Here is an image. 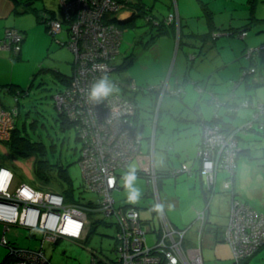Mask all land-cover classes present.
Instances as JSON below:
<instances>
[{"label":"built area","instance_id":"built-area-1","mask_svg":"<svg viewBox=\"0 0 264 264\" xmlns=\"http://www.w3.org/2000/svg\"><path fill=\"white\" fill-rule=\"evenodd\" d=\"M58 6L59 16H45L44 20L52 35L65 26L68 37L61 43L73 52V68L68 82L54 93L53 99L57 111L74 123L77 138L81 141L78 164L81 188L88 197L85 201L66 200L62 193L16 181L12 170L0 159V222L3 224L0 244L8 249L0 264H51L43 244L56 242L59 238L79 241L87 234L84 227L89 222V214L96 213L103 220L111 218L115 225V256L108 257L92 248L90 264H205L202 239L207 208L196 212L201 226L195 234L197 240L190 241L186 236L189 226H174L164 213L153 162L142 165L137 173L148 179L156 197L153 208L158 213L159 226L153 230L155 235L151 236L145 230L139 208L115 202L113 192L120 188L118 169L126 168L138 154L143 137L134 121L135 100L127 95L128 90L143 88L110 77L117 69L113 59L119 53L125 30L118 23L126 11L125 3L121 0H59ZM173 19L179 23L176 10L175 15L169 13L166 16V23ZM244 35L242 32L241 36ZM22 40L23 34L18 28L6 26L0 36V47L17 54ZM260 50H264V43L247 48L245 56L254 59ZM254 72L256 67L252 63L243 67L239 77L231 80L224 100L209 92V101L215 106L214 116L222 105L229 113L241 108L251 109L250 117L230 130H224L215 121L202 123L196 150L198 173L206 189L212 193L219 169L224 168L233 174L241 149L238 133L253 128L264 129V100L244 97L233 102L237 84ZM102 77H107L113 90L107 97L96 101L90 98L89 91ZM8 88L5 86L4 90L9 91ZM196 89L202 91V86L196 85ZM148 91H158L160 103L166 92L177 95L182 89L172 88L168 80H164L150 84ZM17 97L15 94V99ZM18 112L17 104L9 106L0 98L1 140L9 141ZM174 172L190 173L191 170L182 165ZM222 188L229 192V216L222 232L223 239L229 244L234 264H240L264 244V214L234 195L230 178L222 181ZM14 226L27 229L34 236L40 233L39 245L21 246L10 241L7 234ZM11 233L15 237L19 235L18 232Z\"/></svg>","mask_w":264,"mask_h":264},{"label":"rangeland","instance_id":"rangeland-1","mask_svg":"<svg viewBox=\"0 0 264 264\" xmlns=\"http://www.w3.org/2000/svg\"><path fill=\"white\" fill-rule=\"evenodd\" d=\"M29 3V10L20 13L10 12L6 17L3 18L6 24H14L18 28L26 29L23 31L25 39L22 40L21 50L19 57H16L14 52H11L8 48L0 47V98L4 102L13 106L18 104L19 118L18 127L22 131L28 133L34 140L41 141L44 143L45 153L44 158H47L50 163H60L67 167L69 174L73 180L74 185H78L81 181L80 169L78 166V158L80 155L81 141L76 136L75 128L72 126H62L60 117L57 109L54 105L53 95L55 91L62 87V79L53 73V70L57 69L67 75L72 72L73 52L62 41H65L68 37V33L65 26L58 31L56 34H51L48 29L45 28V22H42L38 17L41 15V11H54L55 15L59 16V0H26ZM147 4L153 6V13L162 15L167 13L165 7V0H145ZM214 19L223 21L228 19L232 15L227 10H219L218 5L222 4V0H213ZM35 10V11H34ZM175 11V10H174ZM193 17L190 20L191 27L195 31L203 32L208 28V24L204 23L205 14H197L196 11L192 12ZM175 15V14H174ZM259 15H264V5L261 7ZM42 16V15H41ZM130 15L123 14L122 21H125ZM143 16H136L134 25H129L125 28L122 36L119 53L113 59V63L117 64L118 69L111 73V77L122 82L127 83L130 81L135 84L136 87H142L137 91L128 90L127 95L134 97L135 101L140 107L141 117L145 120L144 130L142 131L143 138L141 139L140 150L138 154L127 164L126 168H120V180L119 184L121 188L115 190L113 195L115 202L119 204L122 197L129 199V201L137 206L140 213L149 215L151 223H144L146 231L154 236V228L159 226V216L157 211L153 208L156 203V197L153 193L152 187L148 184V179L139 175L137 171L140 166L145 164H152L150 161V154L147 151V136H151L153 133L152 120L156 116V110L160 107V123L168 124V117L165 112L166 100L158 103V99L155 101L154 92L148 91L150 84L159 83L164 80H168L169 83L174 82V77L177 75L179 78L183 77L184 74L196 75L195 65L201 66V57L196 56L194 61L190 60L186 56L184 50L188 47L180 48L175 52L173 46L176 45V38L172 36L171 56L169 62L160 58L159 53L161 48L165 52V43L160 44V41H156L154 46L143 45L139 41L140 36L149 29V24L145 23ZM177 24V22H176ZM176 26H179L177 24ZM178 31V30H177ZM178 37V32L176 33ZM166 38L161 40L166 42ZM264 40V31L261 35L250 36L249 41ZM242 39H232L233 47L242 51L244 44ZM245 47V51L248 47H252V44ZM226 49L228 52L231 51L229 45L226 43L220 50ZM132 51V58L127 63L126 51ZM190 50V49H189ZM229 53H225L224 58H229ZM129 55V54H128ZM220 55V54H219ZM18 56V55H17ZM220 57H222L220 55ZM233 57V55L231 56ZM241 57L240 59H242ZM247 59V58H246ZM203 60H206L203 58ZM191 65L192 70L188 69L187 66ZM215 62V60H213ZM236 61L223 66L218 69V72H223L224 79L228 80L232 77V73H236L237 67H234ZM126 63V64H125ZM125 64V65H124ZM238 63H236L237 65ZM230 65V66H229ZM207 67V63H204ZM187 69V73H186ZM201 67L197 68V73L200 72ZM172 72V73H171ZM202 73V71L200 72ZM219 77V76H218ZM217 81V80H216ZM216 83V82H215ZM223 83L224 82H220ZM223 84H213L216 89H222ZM6 85H12L4 91ZM186 93H184V101L188 104L193 105L194 100L197 99V90L192 85L191 81L185 82ZM243 84L236 87V93H243ZM27 92V93H25ZM246 96L252 94V98L264 99V83L257 84L254 87H250L246 91ZM15 94H17V100H15ZM198 109L201 112L203 118L210 119L214 114L212 106L202 98L198 102ZM249 115L251 114V109ZM219 113L222 109L219 108ZM247 112V111H246ZM241 111L239 112V116ZM141 121H139L140 124ZM236 125L241 124V118L235 117ZM158 131V130H157ZM248 136L250 132L246 133ZM254 135V132L251 136ZM146 136V137H144ZM260 145H263L264 149V136ZM254 143V142H253ZM252 146H254L252 144ZM257 150V148H252ZM259 151V150H257ZM261 162H264V152L256 154ZM157 164L160 162V154L158 149L155 153ZM0 159L1 163L9 167L14 173L17 180L24 181L33 186H37L41 189H54L58 186L61 188L62 182L56 174L55 170H52L51 180L49 184L40 181L35 172V157L34 156H22L14 153L8 141L0 139ZM187 167H190L191 160L185 162ZM184 164V165H185ZM241 164V165H240ZM240 170L243 171L241 176L237 175V186L243 189V192H247V184L254 183V187L251 190L254 192V201L256 206L261 205L260 197L256 192L257 185H259V178L257 174H249L246 176L245 171L248 169L247 163L244 164L238 160ZM129 169V171H127ZM238 170V167H237ZM260 170V169H257ZM125 171L126 174L123 173ZM239 171V172H241ZM225 171L219 170L217 175V187L220 188L219 183L223 173ZM127 176V178H126ZM131 177V179H129ZM198 186V181L195 183ZM192 178L186 172H180L175 175H166L160 177L158 183L159 197L164 206V213L170 219L171 223L176 227H186L193 220L195 203L193 198L188 196L191 192ZM215 192L214 196L209 201V217L207 219V227L216 232H204L202 240V250L204 259L207 264H234L231 252L227 249L228 244L223 239L222 226L227 221V203L225 198L221 195L220 190ZM216 190V189H215ZM173 198H176L178 202H170ZM196 200H200L196 197ZM199 207L203 206L204 203L197 204ZM254 206V207H256ZM208 210V206L205 207ZM91 217H98L97 214L91 215ZM144 217V216H143ZM99 219L101 216L98 217ZM145 218V217H144ZM147 218V217H146ZM108 221H112L108 218ZM95 230L89 235L88 238L79 239V242L69 238H59L56 242L46 241L43 244L44 250L51 264H90L91 263V250H102L110 257L115 256L114 252V240L116 228L114 224L108 225L104 221H98L95 225ZM222 229V230H221ZM2 224H0V236H1ZM25 232H20L19 236L16 237L15 242L21 246L35 247L39 245L40 233H36L35 236L28 235L27 229H23ZM192 227L187 231V238L190 241H196L195 232H191ZM81 240V241H80ZM8 249L6 246L0 244V263L4 260Z\"/></svg>","mask_w":264,"mask_h":264},{"label":"crops","instance_id":"crops-1","mask_svg":"<svg viewBox=\"0 0 264 264\" xmlns=\"http://www.w3.org/2000/svg\"><path fill=\"white\" fill-rule=\"evenodd\" d=\"M200 1L202 3L201 5L198 3V0H165V7H166L167 11L170 8H173L174 10L177 11V14L178 13L180 14L182 20L185 22L184 26H182V32L189 33L190 39L192 38V35H193L192 33H194L193 31H191L192 28H190V26L194 27L190 23V20L193 17L192 12L196 11L197 14L201 13L202 19H204L203 18V12L204 11H203L202 7H208L207 9H204L205 11L207 10V12L208 11H210V12L215 11V8H213V3H214L213 0H200ZM27 3H24V4L26 5ZM263 5H264V0H222V4L218 5V9L219 10H227L232 15H230L231 17H229L228 19L226 18L223 21H221V20L217 21L215 19L214 20L216 21L217 25H221V26L229 25V24H231L232 26L242 25L247 21L246 16L248 15V8L249 7H251V8L253 7L252 8L253 11L257 15H259V13L261 12V7ZM15 8H16V3L14 2V0H0V35L2 34L5 26L14 25V24H6L5 21L3 20V18L6 17L7 14H9L10 12L15 13ZM43 12L49 13L52 11H48V9H47V11H43ZM124 14L130 15L129 10H126L124 12ZM259 16L264 17V15H259ZM204 23H207V21L205 19H204ZM207 24H208V28L206 29V31H208V29L210 28V24L209 23H207ZM206 31L204 30L203 32H206ZM263 31L264 30H262V32ZM195 32H200V31H195ZM248 33H250V32H248ZM248 33H247V38H245L246 41H244V40L242 41V44H244L242 51H239V48L241 45H239L238 49L235 50L231 40L232 39H242V38L244 39V36L243 37L235 36V37H237V38H235L234 36H229V35L226 36V35H222L221 33H219V36L216 38V40L214 42L211 41V42L204 43V45L202 47V51H203L202 55H197V56L201 57V59H202L201 66H200V64L194 66V68L196 67V69L201 67L200 72L202 71V73H200V72L197 73L198 70L195 69V72H196L195 76L194 75H188L187 76L186 74H184L183 77L179 78L176 75L174 77L173 83H183V85H184L183 94L180 97L181 101H179L178 103H174L172 105L166 101V107L167 108L165 110L170 114L171 112L175 111L176 109L183 110L184 108L187 107V105L188 106L191 105V104L186 103L183 99L184 93H186V88H187V86H185V82L191 81V83L194 87H195V83L200 84L202 86V91H198L196 89L198 95H197V99L194 100L193 105H195L198 108L199 100L204 98L208 102V104H210L212 106V109L214 112L215 106L213 103H211L209 101V98H208L209 92L210 91L214 92L220 99L224 100L227 93H228V90H229L228 80L223 78L224 77L223 72H218V69L223 67V66L224 67L228 66V64H230L234 61H236L234 63V67H237L236 68L237 72L235 74L232 73V75H231L232 77H230V78H235V77L239 76L240 72H241V68L244 66H247L249 63L254 64L256 67V72L247 74V76L243 80H241L237 84V86L243 84L244 89H246V91H247V90H249L250 87H254L257 84H263L264 83V51L260 50L261 52L254 59H248V58L246 59V57L244 55L245 53H243V52H244L245 47L249 46L248 44H252V47L253 46L258 47L260 44L264 43V40H256L254 42L249 41V37L251 35L248 36ZM261 33H260V35H261ZM256 35H259V34H256ZM253 36H254V34H252V37ZM166 37L168 38V39H166V42L161 40L162 38H166ZM171 37H172L171 34L170 35H164V36H160L157 40V41H160L159 42L160 44L165 43V45H166L165 46L166 51L164 52L163 49L161 48V52H163L164 54L162 55V53H159V56H160V58L163 57V60L167 61V64L169 62V59L171 56V51H172L171 50L172 41L170 39ZM24 39H25V36H24ZM154 42H156V40ZM153 43H152V46L156 47V45H154ZM212 43H214V44H212ZM226 43L229 45V48L231 49L230 52H228L226 49L220 50V47H223ZM196 44H200V46H201L203 43L200 42V39H196ZM182 46H183V48L188 47V49L185 48V50H184L186 56H187L188 51H193L196 49V47H191L185 43H180V45L178 46L177 40H176V45L173 46V49L175 48V52H177L180 48H182ZM226 52L229 53L228 54L229 58H227V59L224 58V55ZM124 53L128 54L126 51H124ZM219 54L222 57H220ZM232 55H233V57H231ZM190 57H193V55H191ZM241 57H243V58L240 59ZM203 58L206 60H203ZM194 59L195 58L193 57L190 60H193V62H195ZM213 60H215V62H213ZM128 61H127V63H128ZM193 62L192 63L190 62L191 64H189L190 70L194 69L191 67ZM204 63H207V67L204 66ZM236 63H238V64L236 65ZM53 73L55 75L59 76V78L66 75L65 73H63L57 69L53 70ZM68 76H70V75H68ZM220 82H224V84L220 83ZM65 83L66 82L62 81V86ZM169 84L172 86V83H169ZM213 84L214 85L215 84H223V86L221 87L222 89H219V90L216 89ZM236 87H235V94L241 95V94L246 93V91L245 92L243 91V93H236ZM251 96H253V95L251 94ZM258 100H260V99H258ZM220 109H222L221 113L224 114V118H225V119H223L224 121H226V122L227 121H231V122L235 121V118L231 119L229 117L230 115H228V113L224 112L225 105L220 106ZM246 109L247 108L239 109L238 112L236 113V116H235L238 118L240 117L242 123L247 118L250 117L249 116V110H246ZM240 111H241V115L239 116ZM199 114L201 115L200 116L201 118L198 121H196V120L191 121L190 120L192 123H190V122L184 123V121H181L182 124H181V122L177 126L173 124L174 127H172V125L170 124V121L175 120V119L168 120V122H167L168 124L165 127L164 134H162V133L160 134L162 136L156 135V132L159 129V127L156 128L158 126V123L163 124V123H160V116H159L158 118H155L154 122L152 120L151 124L154 126L153 127V133L150 137L147 136L148 137V139H147V141H148L147 142V151H149L150 161L153 162L156 170L166 172V171L172 169L173 167H180V166L184 165L186 161L191 160V164L189 165L191 172L187 173V174L189 175V177L192 178V187H191V192L188 194V196L193 198L192 202L195 204L196 203L200 204L202 202L204 203V205L201 207H199V205H197V204L195 205L193 220L189 224H187V226H189V228L192 227L191 232H195V234L201 226V221L198 220L196 212L204 209L207 206H208V210H207V216H206V220H205L206 223H204L205 226H204L203 232H216V231L211 230L207 227V219L209 217V201L214 196V194L218 188L217 187V180H216L215 186H214V190L216 189L215 192L212 193L211 191L207 190L205 187V184L202 182V177L198 173L199 162H198V159L196 156L197 144H198L199 139L201 137L202 123L204 121L209 120V119L203 118L201 112H199ZM177 118H179V117H177ZM227 119H229V120H227ZM188 123H190V124H188ZM234 125H236V123H234ZM170 128H172V129L175 128L176 129L175 133H170L169 132ZM139 129L141 131H143L144 126H141V124H139ZM259 130H260L259 128H253V129H250L247 132L241 134L240 136H238L241 149H240L239 154L237 156L236 165H235V168H234V171L232 174L233 176L230 179V183H231L232 189L236 193V195L240 196L243 200H246V202L253 209L264 214V162H261L260 159L256 155L260 152H264V149L260 150L261 148H263V145H260V144L262 141L261 136H264V129L260 130V131ZM171 132H174V130H172ZM248 132H250L249 136L246 134ZM253 132H254V135L251 136ZM144 137H146V136H144ZM252 144L254 146H252ZM252 148H257V150H259V151H257V150L255 151ZM157 149H158L159 154H160V159H159L160 162L158 164L156 162V157H155V153H156ZM238 160H240L244 164L247 163L248 169H247V171H245L246 176H249V174L252 172V174H257V177L259 178V185H257V189H259V190L256 192L257 193L256 196L258 195L260 197V201H261V205L259 207L254 204V201H256L257 199L254 198V194H253L254 192L251 190L254 187L253 182H251L252 188H251V184H249V182H248L247 192H245V193L243 192V189L241 187L237 186V183H236L237 175L241 176V174L243 172L240 170L241 164L238 165ZM237 167H238V170H237ZM257 169H260V170H257ZM127 171H129V169H127ZM239 171H241V172H239ZM123 173L126 174L127 172L125 173V171H123ZM224 176H225V172L223 173V176L221 178L222 181L225 180V178H223ZM80 177H81V174H80ZM126 178H127V176H126ZM119 180H120V176L118 177V181ZM16 181H19V180L16 179ZM196 181H198V186L195 185ZM222 181H220L221 183H219L220 188H218V190H220L221 195L225 198V201L227 203V211H228L227 221H228L229 193L222 188ZM45 184H49V182L45 183ZM60 186H62V187L58 188V186H57L56 188H54V191L62 193L63 195L65 194L67 189L70 186H72L73 189H71V194H70L72 196V198H69L68 196L65 197L68 200H72L74 198L77 200L79 199L80 201H85V199L88 197V193L84 192L81 188V181L76 186L74 185L73 180H71L69 185H68V183H65L64 185H60ZM119 189H117V190H119ZM51 190H53V189H51ZM197 196L199 197L200 200H196ZM121 200H122V203H121V201H119L121 204H124V203L125 204H128V203L132 204L129 201V199H126L125 197H122ZM174 201L178 202L176 198H173L172 200H170V202H174ZM254 206H256V207H254ZM140 214H141L142 218L145 217L144 219L147 220L146 217L148 218L149 215H144L142 213H140ZM91 215H95V214H89V220H88L89 222L84 227V231H86V232L88 231V229L90 230V228H91L90 227ZM98 217H99V215H98ZM98 217H96V218H98ZM168 220L170 221L169 218H168ZM104 221L108 223V220H104ZM227 221L222 226L223 229L226 226ZM0 224H2V223L0 222ZM108 225H110V224H108ZM189 228H188V230H189ZM2 230H3V224H2ZM2 230H1V232H2ZM11 232L20 233V232H25V231L23 230V228H20V227H16V226L11 227V230L9 231V233L7 235H8V238L10 241H13L14 243H16L15 242L16 237ZM20 234H22V233H20ZM28 235H33V234L28 231ZM27 246H29V245H27ZM227 247H228L227 249L230 250L229 244ZM229 252H231V250ZM6 256H7V254H6ZM205 264H207L206 261H205ZM240 264H264V245L261 246L252 255L244 258L240 262Z\"/></svg>","mask_w":264,"mask_h":264},{"label":"trees","instance_id":"trees-1","mask_svg":"<svg viewBox=\"0 0 264 264\" xmlns=\"http://www.w3.org/2000/svg\"><path fill=\"white\" fill-rule=\"evenodd\" d=\"M121 1H123L125 3L126 10H129L130 11V16L125 21H122V20L119 21L118 20V23L120 24V26L126 28L129 25H134L135 17L136 16H143L145 18V21H146L145 23L146 24H149V26H150L149 29L144 33V35H142L139 38V41H141L142 43H144L143 45L151 46L152 43L155 40L157 41L160 36L170 35L171 34L172 36H175L176 38H178L177 39V45L178 46L180 45V43H185V44H188L191 47H196L195 50L188 51L187 52V57H189V59H191L193 57L195 58L197 55H202V52H203L202 51V47H203L204 43L211 42V41L214 42L216 40V38L219 36V33H221L222 35H226V36L229 35V36H234V37L235 36L240 37L241 36V33L242 32H245L244 39L242 38V40L246 41L245 38H247V33L248 32H250V33H248V36L249 35L252 36V34H260L262 32V30H264V17H260L259 15H257L253 11V9H252L253 7L252 8L251 7L248 8V15L246 16L247 21L244 24L237 25V26H232L231 24H229V25H223V26L217 25L216 21L213 18L214 17V12H210V11L207 12V10L205 11L204 9H207L208 7H202L203 8V11H204L203 12V15L205 14L204 15L205 16V20L207 21V23L210 24V28L206 32H195L192 29L191 31H193L194 33H192L193 35L191 34L192 35V38L190 39V37H189L190 34L189 33L182 32V26H184L185 22L182 20V18H181V16H180L179 13L177 14L178 15V19H179V23H178L179 26H176L177 25L176 24V20H174V19L172 21H170L169 23H166V16L169 13L175 14V11H174L173 8H170L167 11L166 14L158 15V14L153 13V10H152L153 6L151 4H147L145 0H121ZM14 2L16 3L15 13H20V12L28 11L29 8H30V6H29V3L30 2L27 3L26 0H14ZM24 3H27V4L25 5ZM198 3L200 5L202 4L200 0H198ZM41 15L39 16V14H38V17L39 18L42 17V18H40V20H42V22H45L46 29H47V23L44 20V17L45 16H47V17H53V16L54 17H57L58 16V15H55V12L54 11L49 12V13L41 11ZM9 26H14V27L18 28L15 25H9ZM18 29L23 34V31L22 30H24V29H21V28H18ZM3 31H4V29H3ZM177 32H178V37L176 35ZM237 37H235V38H237ZM241 37H243V36H241ZM23 39H24V34H23ZM196 39H200V42H202L203 44L201 46H200V44H196ZM212 44H214V43H212ZM128 54H126L125 58L126 59L128 58V60H130L132 58V55L131 54H133V52L130 51ZM190 54H192L193 57H190ZM13 55H15L16 57H19V53L13 54ZM72 64H73V62H72ZM116 66H118V65L116 64ZM189 67L190 66L188 65L187 68L190 69ZM117 69H118V67H117ZM186 72H187V69H186ZM71 74H72V72H71ZM71 74H70V76H71ZM70 76H68L66 74V75H64V76H62L60 78L62 79L63 82H66L67 83L68 80H69V78H70ZM110 77H111V74H110ZM237 77H239V76H237ZM237 77H235V78H229L228 79V83H229L228 86L231 85L230 84L232 82L231 80L236 79ZM112 79H114V78H112ZM196 85H200V84H196L195 83V88H196ZM6 86L7 87H11L12 85H6ZM176 87H180L182 89V91L180 92V94H177L176 95V94L171 93L170 91H168L161 98V101L163 100L164 97H166L165 100L167 102H169V104H171V105L174 104V103H178L179 101H181L180 100V97L183 94L184 85H183V83H172V88H176ZM135 90L137 91L138 89H135ZM151 92H154V94H155L154 97H155V101H156L158 99V91H151ZM228 92H229V90H228ZM25 93H27V92H25ZM246 94L247 93H244V94H241V95L235 94V97L233 99V102H236L237 100H239L241 98L247 97ZM131 98H134V97H131ZM208 98H209V96H208ZM247 98L253 99L252 96H251V94H249V97H247ZM15 100H17V99H15ZM3 102H4V100H3ZM17 106H18V104H17ZM135 106H136V112H135V115H134V121H135L136 125L139 123V121H141L140 122L141 126H144L145 120L141 117L140 107H139V105L137 104L136 101H135ZM165 112L167 113L168 120L175 119V120L170 121V124L172 125V127H174L173 124L176 125V126L179 125L181 121H184V123L185 122L192 123L191 121H193V120L198 121L201 118L200 117L201 115L199 114V110H198V108L195 105H190V106L187 105V107L184 108L183 110L176 109L175 111L171 112L170 114L166 110H165ZM217 112H218L217 116H214L213 115L211 117V119H209L210 121H215V122L219 123L224 130H230L231 127L236 126V125H234V121L233 122H231V121H227V122L224 121L223 120V119H225L224 118V114L219 113V109H218ZM224 112L225 113H228V115H230L229 117L231 119H234L235 116H236V113L238 111H236V112H230L229 113V111L227 110V108L225 106ZM58 115L60 117L61 124H62L63 127L64 126H67L68 127V126H72V125H73V127H75L74 126V123L72 121L68 120L62 113L58 112ZM159 116H160V107L157 110V116H156V118H158ZM177 117H179V118H177ZM18 118H19V112H18V115H17V118H16V122H15L16 125L14 126V128H13V130L11 132L9 141H8L11 150L14 153L20 154L22 156H34L35 157V163H36L35 172L37 174V177L40 179V181H42V182L44 181L45 183H48L51 180L52 170H55L57 176L59 177V179L62 182V185H64L65 183H68V185H69L70 182H71V180H72V178H71V175L69 174V171L67 170V167L63 166L60 163L52 164V163L49 162V160L47 158H44V153H45L44 143L41 142V141L34 140L28 133L25 132V129H24V131H22L21 129H19V127H18ZM227 120H229V119H227ZM190 123H188V124H190ZM181 124H182V122H181ZM138 127H139V124H138ZM158 127H159V129L156 132V135L157 136H162L160 134L161 133L164 134L166 124H159L158 123V126L156 128H158ZM259 129L260 130H263V128H259ZM169 130H170L169 131L170 133H175V130L176 129L175 128H173V129L170 128ZM172 130H174V132H171ZM243 133H245V132L238 133V136H240ZM78 166H79V164H78ZM177 168L178 167H173L172 169H170V170H168L166 172L158 171L157 170V175H158L157 176V184L160 182V177L166 176L167 174L168 175H175L174 170L177 169ZM79 169H80V167H79ZM219 170L225 171V176L223 178H225V179H228V178L231 179L232 178L233 175L232 174L230 175L229 172H228V170H226L224 168H221ZM218 171H217V175H218ZM117 173H118V177H119L121 174H120L119 171ZM80 174H81V171H80ZM71 189H73L72 186H70L67 189V191L64 194V197H67L68 196L69 198H72V196L70 195L71 194ZM224 190L228 192V190H226V189H224ZM214 192H215V190H214ZM234 195L237 196V197H240V196L236 195L235 192H234ZM65 199L68 200L67 198H65ZM239 199H242V198L240 197ZM72 200H77V199H74L73 198ZM78 201H79V199H78ZM244 201H246V200H244ZM128 204H130V203H128ZM131 205H133V204H131ZM135 207H137V206H135ZM98 221H104V220L101 219V218L99 219V218H93V217H91V221H90V223H91L90 227L91 228H90V230L88 229L87 234L84 237L85 239L88 238L89 235L96 229L95 228V225L98 223ZM142 221H143V223H151L150 218L147 219V220H145L144 218H142ZM105 223H107V222H105ZM107 224H113V223L111 221H108ZM204 226H203V230H204ZM153 229H155V228L153 227ZM263 245L264 244L260 245L258 247V249L261 246H263ZM44 252H45V250H44ZM99 253L110 257L108 254H106L102 250H99ZM45 254H46V252H45Z\"/></svg>","mask_w":264,"mask_h":264},{"label":"clouds","instance_id":"clouds-1","mask_svg":"<svg viewBox=\"0 0 264 264\" xmlns=\"http://www.w3.org/2000/svg\"><path fill=\"white\" fill-rule=\"evenodd\" d=\"M112 90H113V86L108 81L107 77H102L101 79H99L96 83H94L91 86L90 91H89V96L91 99L99 101L107 97L112 92ZM129 179H131V177Z\"/></svg>","mask_w":264,"mask_h":264},{"label":"snow or ice","instance_id":"snow-or-ice-1","mask_svg":"<svg viewBox=\"0 0 264 264\" xmlns=\"http://www.w3.org/2000/svg\"><path fill=\"white\" fill-rule=\"evenodd\" d=\"M77 227L79 228V225H77ZM72 234H74V235H75V234H78V232H77V233H72Z\"/></svg>","mask_w":264,"mask_h":264},{"label":"bare ground","instance_id":"bare-ground-1","mask_svg":"<svg viewBox=\"0 0 264 264\" xmlns=\"http://www.w3.org/2000/svg\"><path fill=\"white\" fill-rule=\"evenodd\" d=\"M223 234V233H222ZM150 236V235H149Z\"/></svg>","mask_w":264,"mask_h":264}]
</instances>
